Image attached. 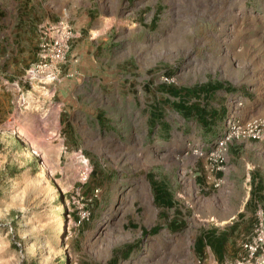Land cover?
I'll use <instances>...</instances> for the list:
<instances>
[{
    "label": "rangeland",
    "instance_id": "rangeland-1",
    "mask_svg": "<svg viewBox=\"0 0 264 264\" xmlns=\"http://www.w3.org/2000/svg\"><path fill=\"white\" fill-rule=\"evenodd\" d=\"M53 38L66 53L48 75ZM71 53L84 66L62 101L43 82ZM205 84L222 111L206 127L159 88ZM226 95L264 121V0H0V264H264V148L233 137L204 157ZM210 230L220 255L194 248Z\"/></svg>",
    "mask_w": 264,
    "mask_h": 264
},
{
    "label": "trees",
    "instance_id": "trees-1",
    "mask_svg": "<svg viewBox=\"0 0 264 264\" xmlns=\"http://www.w3.org/2000/svg\"><path fill=\"white\" fill-rule=\"evenodd\" d=\"M163 88L164 92L168 96L176 98L173 100L172 106L183 117H194L201 125L208 126L216 121L218 113L211 108H207V100L210 97L211 92L218 88L220 85H199L193 88H177L174 86L159 87ZM205 98V101L196 100L199 97ZM194 97V100H191ZM159 115L151 117L153 120H157ZM153 190V201L158 206L170 207L172 204L169 192L161 184L150 182ZM252 190L256 185L252 186ZM157 227L153 226L148 231L150 233L156 232ZM225 235L222 233L216 234L215 231H207L203 235L197 237L194 241V248L201 251L204 246H208L217 254H222L223 245L225 243ZM19 264H24L23 262Z\"/></svg>",
    "mask_w": 264,
    "mask_h": 264
},
{
    "label": "built area",
    "instance_id": "built-area-1",
    "mask_svg": "<svg viewBox=\"0 0 264 264\" xmlns=\"http://www.w3.org/2000/svg\"><path fill=\"white\" fill-rule=\"evenodd\" d=\"M65 53V40L62 38H53L46 45L43 56L44 61L40 62L36 66L46 70V73L49 75L56 73L58 72L56 64L64 59ZM161 79L162 82L169 81V79L165 76ZM226 102V111L222 121V129L212 141V148H210L206 155H204V157L211 162L224 161V157L226 156V145L233 137L253 141L258 140L260 145L264 148V121L260 119L242 120L234 114V111L229 113L230 110L227 107V105L231 107L233 105V107L236 108L240 105V101H235L234 97L229 95ZM192 152L196 158L203 156L200 151V146L199 148H195ZM216 169H219V167H216ZM85 215L86 214L84 212H81L80 219H82Z\"/></svg>",
    "mask_w": 264,
    "mask_h": 264
},
{
    "label": "crops",
    "instance_id": "crops-1",
    "mask_svg": "<svg viewBox=\"0 0 264 264\" xmlns=\"http://www.w3.org/2000/svg\"><path fill=\"white\" fill-rule=\"evenodd\" d=\"M109 9H110V7H109ZM108 11L110 12V10H107V11L103 10L102 14H105ZM103 17H104L103 26H106L108 23H110V20L108 19V17L106 15H104ZM74 55H75V53H71V57H68V59L66 61V62H68V64L65 63V64L61 65L62 73H63V76L61 77V79L53 78L50 81H47V82L44 81L43 82L44 87L49 89L48 91H51V89L53 88L51 96H54V94L56 93V96L60 97L59 99L62 100V101H64L65 97H62L63 96L62 94L58 95V93H61L64 90L66 92V97H67L68 96L67 94H68L69 90L74 87V85H73L74 83H71L70 86L66 87L65 86V82L60 83L59 80H62V81L67 80L65 78L68 77L70 71H71V74H74V73H76L77 69L80 71L81 66H84V62L82 61V59H80V57H78L76 55L74 56ZM86 56H87V60H88V63L86 64V66L87 67H89V66L93 67L94 66L93 63H90V58L92 59V56L91 55H86ZM76 74H78V73H76ZM71 91H72V89H71ZM228 97H229L228 95L225 96V102L228 100ZM24 130L26 131L25 128H24ZM248 141H249L248 144L256 143V142H254L252 140H248ZM252 186H254V185H252Z\"/></svg>",
    "mask_w": 264,
    "mask_h": 264
},
{
    "label": "bare ground",
    "instance_id": "bare-ground-1",
    "mask_svg": "<svg viewBox=\"0 0 264 264\" xmlns=\"http://www.w3.org/2000/svg\"><path fill=\"white\" fill-rule=\"evenodd\" d=\"M49 75V74H48Z\"/></svg>",
    "mask_w": 264,
    "mask_h": 264
}]
</instances>
